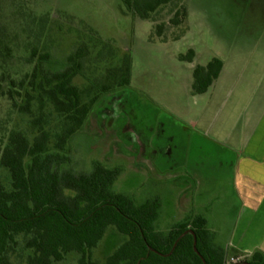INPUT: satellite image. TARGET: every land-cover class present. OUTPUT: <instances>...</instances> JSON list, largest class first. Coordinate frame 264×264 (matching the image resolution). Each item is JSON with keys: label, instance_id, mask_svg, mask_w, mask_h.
<instances>
[{"label": "rangeland", "instance_id": "rangeland-1", "mask_svg": "<svg viewBox=\"0 0 264 264\" xmlns=\"http://www.w3.org/2000/svg\"><path fill=\"white\" fill-rule=\"evenodd\" d=\"M122 1L0 0V149L11 131L32 139L39 126L52 134L53 147L62 126L59 115L37 94L31 92V113L22 109L37 62L31 57L34 35L22 19L23 5L38 16H50L36 52L49 53L47 70H62L79 46L87 45L90 57L95 56L99 47L82 32L89 26L112 44L115 57L86 67L84 75L73 79V85L87 89L85 100L93 104L64 148L53 147L58 170L86 174L99 164L114 171L113 190L135 206L158 200L156 231L166 234L200 215L213 245L226 258L236 257L228 247L240 210L231 199L234 158L221 143L247 135L242 131L263 105L264 0H175L147 20L135 16ZM181 6L187 7L188 15L175 25L171 20ZM190 50L192 61L182 60ZM129 56L130 83L125 85ZM213 59L222 62L221 75L206 94L193 95V70ZM191 119H201L195 129L184 123ZM205 127L207 134L202 132ZM7 181V171L0 166V182ZM125 240L108 228L92 258L104 262ZM26 256L18 246L11 264H25ZM78 259L71 253L56 264H77Z\"/></svg>", "mask_w": 264, "mask_h": 264}, {"label": "trees", "instance_id": "trees-1", "mask_svg": "<svg viewBox=\"0 0 264 264\" xmlns=\"http://www.w3.org/2000/svg\"><path fill=\"white\" fill-rule=\"evenodd\" d=\"M174 1L122 2L139 19L147 20L159 8ZM25 7L27 4L23 5L22 19L34 35L31 57H36L37 62L30 75L31 89L24 92L27 101L22 109L26 114L31 113L32 93L49 104L59 115L62 125L55 135L53 147L62 150L82 128L93 104V100H85L87 89L73 85V79L84 75L86 67L92 64L113 60L115 50L96 31L83 26L82 32L88 42L99 47L95 56L90 57L87 45L79 46L67 57L62 70H47L45 64L49 62V53L45 50L36 52L50 16H38ZM187 15V7L181 6L171 22L178 25ZM65 19L71 23L75 21L67 15ZM192 58L190 50L187 57L181 59L191 62ZM222 68L218 59H213L206 67H196L192 73V94L206 93ZM130 73L129 56L123 71L125 85L130 83ZM8 96L14 100L11 91ZM37 122L33 121V124ZM51 145L52 134L39 126L32 139L22 132L11 131L0 149V166L8 174L7 183L0 182V264H11V256L20 245L27 252L25 264H56L71 253L79 255L77 264L225 263L226 256L213 245L203 216H194L185 223L174 225L166 234L160 233L155 229L160 208L158 200L135 206L125 195L113 190L117 174L99 164L86 174L60 172L59 158L52 153ZM110 227L126 240L104 262L96 261L92 252ZM185 232L188 233L181 237ZM194 237L197 253L193 247ZM231 264H264V253L256 251Z\"/></svg>", "mask_w": 264, "mask_h": 264}, {"label": "crops", "instance_id": "crops-1", "mask_svg": "<svg viewBox=\"0 0 264 264\" xmlns=\"http://www.w3.org/2000/svg\"><path fill=\"white\" fill-rule=\"evenodd\" d=\"M200 121L191 119L184 123L195 129ZM247 126L249 129L242 131L247 135L239 134L221 143L229 150L224 152H232L234 158L230 170L233 177L231 199L237 201L240 210L228 247L237 257H249L256 251L264 253V101ZM203 129V134H207L206 127Z\"/></svg>", "mask_w": 264, "mask_h": 264}, {"label": "built area", "instance_id": "built-area-1", "mask_svg": "<svg viewBox=\"0 0 264 264\" xmlns=\"http://www.w3.org/2000/svg\"><path fill=\"white\" fill-rule=\"evenodd\" d=\"M240 260H242L240 257H232V256H230V257H227L225 259V263L224 264L236 263V262H238Z\"/></svg>", "mask_w": 264, "mask_h": 264}, {"label": "water", "instance_id": "water-1", "mask_svg": "<svg viewBox=\"0 0 264 264\" xmlns=\"http://www.w3.org/2000/svg\"><path fill=\"white\" fill-rule=\"evenodd\" d=\"M187 233H188V232L183 233V234L181 235V237L184 236V235L187 234ZM193 247H194V251L197 253V249H196V238H195V237H194Z\"/></svg>", "mask_w": 264, "mask_h": 264}]
</instances>
